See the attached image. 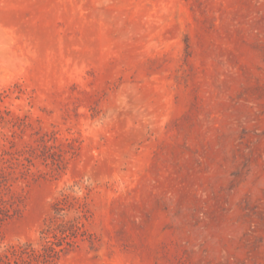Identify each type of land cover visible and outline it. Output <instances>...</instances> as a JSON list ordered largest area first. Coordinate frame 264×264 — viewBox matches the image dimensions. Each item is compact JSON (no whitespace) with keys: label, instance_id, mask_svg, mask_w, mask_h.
Instances as JSON below:
<instances>
[{"label":"rangeland","instance_id":"374dc122","mask_svg":"<svg viewBox=\"0 0 264 264\" xmlns=\"http://www.w3.org/2000/svg\"><path fill=\"white\" fill-rule=\"evenodd\" d=\"M0 264H264V0H0Z\"/></svg>","mask_w":264,"mask_h":264},{"label":"trees","instance_id":"16d2710c","mask_svg":"<svg viewBox=\"0 0 264 264\" xmlns=\"http://www.w3.org/2000/svg\"><path fill=\"white\" fill-rule=\"evenodd\" d=\"M83 227L84 223L81 221V217L57 226L55 231L50 232L52 228L48 226L45 230L47 234L43 237L45 239L43 247L39 251L36 250L35 253H38V255L48 260L59 256L62 252L66 253L70 248L75 246V241L79 233L82 232ZM50 233H53L54 238H50Z\"/></svg>","mask_w":264,"mask_h":264}]
</instances>
